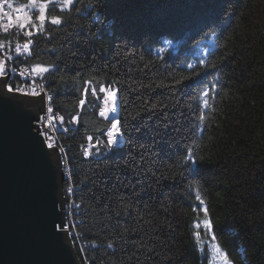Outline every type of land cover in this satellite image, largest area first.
<instances>
[{
  "label": "trees",
  "instance_id": "1",
  "mask_svg": "<svg viewBox=\"0 0 264 264\" xmlns=\"http://www.w3.org/2000/svg\"><path fill=\"white\" fill-rule=\"evenodd\" d=\"M63 15L27 63L55 65L44 80L54 111L66 127L79 115L61 139L79 189L81 263L79 251L91 264H210L193 236L196 181L234 264H264V0H75ZM86 80L119 90L125 132L88 160L87 137L106 141L110 124L90 90L79 106ZM212 84L204 108L197 97ZM189 148L196 175L182 162Z\"/></svg>",
  "mask_w": 264,
  "mask_h": 264
},
{
  "label": "water",
  "instance_id": "2",
  "mask_svg": "<svg viewBox=\"0 0 264 264\" xmlns=\"http://www.w3.org/2000/svg\"><path fill=\"white\" fill-rule=\"evenodd\" d=\"M9 75L0 77V264H81L68 231L54 227L66 223L64 176L41 135L44 93L8 92Z\"/></svg>",
  "mask_w": 264,
  "mask_h": 264
},
{
  "label": "snow or ice",
  "instance_id": "3",
  "mask_svg": "<svg viewBox=\"0 0 264 264\" xmlns=\"http://www.w3.org/2000/svg\"><path fill=\"white\" fill-rule=\"evenodd\" d=\"M74 0H29V4L27 7H14V5L10 2V0H0V11H3L6 6L8 9H12L16 12L15 20L18 22L16 27L20 30V32L28 37L25 43L22 45L17 44L16 52L17 54H32L34 41L32 37L34 35H46L49 31V26H60L64 25L66 22V18L63 15L65 12L70 11L73 6ZM57 7H59L60 14H56ZM35 16L33 17V14ZM5 16L9 17V21H12V17L8 12H4ZM0 47H3L0 44ZM164 51V49H161ZM207 54V53H206ZM11 59V57H8ZM201 65L205 64L203 59L199 60ZM210 67H215V65H211ZM188 68H193V64H188ZM56 68L55 65L46 64L44 62H38L31 66L30 75L32 76V81L30 84L21 86L17 85L15 88L12 85L7 86L8 92H20L23 95L30 96H40L44 93V87L42 84H39L38 80H45L48 78L45 74H52V70ZM6 75V62L0 60V76ZM24 75V73H21ZM187 79V77H185ZM180 81H177L179 83ZM216 88L215 84H212L211 87L205 86L202 90L199 97H197L201 102L204 108L210 107L209 105V96L210 93ZM92 97H95L97 101L102 100V106H99V116L109 121L110 126L106 128L103 132V135L106 136V144L105 147L108 149H112L119 140H121L125 136V132L121 127V121L116 118L115 113L117 112V94L118 89L113 86H107L104 84L99 85L98 89L94 85L92 80L84 81L83 95L85 98H81L79 100V106L83 108L86 104V97L89 94ZM49 102L52 101V96L47 95ZM100 94H103L101 97ZM156 106L153 105V108ZM53 108L49 105L47 108V114L45 116L39 117L38 122H44V127L49 131L41 132V135L45 137V143L49 149L54 147L55 138L52 134L56 131V126L53 123L54 121H59L60 124H63L64 117L59 115V113L53 115ZM198 121L203 123L206 119V114L204 112H200L198 117ZM78 117L72 116L69 123L77 122ZM67 131V129H65ZM89 142L87 147H83V155L85 157H89L93 154L92 149L96 148L99 150L100 141L96 140L95 144L92 143L93 137H87ZM60 152H64L63 147H59ZM183 164L186 166L185 170L189 171L191 175H196V170L192 168V165H195L198 161L192 152V149L189 148L186 152L185 157L183 158ZM189 190L194 192L195 201L198 202L199 208H194V211L198 213H202V218L197 217V220L194 222L193 227L195 231L193 232V236L195 238V244L200 251H204L205 245L207 243V247L211 253L210 264H234V260L230 258V255L225 249L221 246L220 243L217 242V234L214 231V223L212 218L210 217L209 208L205 203V199L202 195L201 188L197 185L196 181L189 183ZM73 189L71 187L68 188V192L71 193ZM69 208L76 207L79 208L78 204L74 202L68 205ZM55 229L58 231H68V227L65 224H55ZM74 229L75 225H71ZM69 235H72L71 231H68ZM78 238V234H77ZM207 238V241L206 239ZM109 247L112 245L109 244ZM205 259H208L207 254H205Z\"/></svg>",
  "mask_w": 264,
  "mask_h": 264
},
{
  "label": "built area",
  "instance_id": "4",
  "mask_svg": "<svg viewBox=\"0 0 264 264\" xmlns=\"http://www.w3.org/2000/svg\"><path fill=\"white\" fill-rule=\"evenodd\" d=\"M4 12H9L6 8V6L4 7L3 11H0V31H2V34L0 33V35L1 36L7 35V32L9 34V33H12L11 31H14L17 38H19L20 34H22V33L20 32L18 27L15 26V25H17V21L12 19V21L10 22L9 17L5 16ZM12 28H13V30H10ZM25 42H26L25 40L24 41L19 40L17 43L15 42L14 47L17 46V44L22 45ZM11 43L12 42H9L7 45L10 46L11 48H13V45ZM0 44H1V42H0ZM0 54H1L0 60H3L6 62V70H8V72H6V75L0 76V77L6 78L10 73L9 78L12 79V81H10V85H12V86H14L13 84L15 83V81H23L24 86L31 83L27 80V78L32 77L30 75V69L27 70L26 68L18 67L17 64H15L16 61L14 59L12 61H10L7 58V53L5 52L4 47H0ZM4 57H6V59H4ZM21 73H24V75H21ZM13 74L19 75L20 77L19 76H16V77L11 76ZM14 87H16V86H14ZM43 87H44V92L46 94L48 93L47 95H49L50 91L47 89V86L43 85ZM50 95H51V93H50ZM28 96H30V95H28ZM34 97H37V96H34ZM52 98H53V96H52ZM52 103H53V100L51 102H49L48 100H45V113L42 114L41 116H45L47 114V108L49 105L53 108ZM53 110H54V108H53ZM52 114L55 115V114H57V112L53 111ZM53 123L56 126V131L54 133H50V134H52L55 138L54 147H57L58 153L60 155L59 157L61 158V166H62V171H63V176H64V184L66 183V186H65L66 187L65 188V192H66L65 210H64V214H65V218H66L65 224L68 227V231L72 232V235H70V238L72 240L74 248H76L77 244L79 246H82V242H81V238H80L81 236L77 230L78 226L81 224V220L79 218L81 204L77 201V193H78L79 189L76 187V185L74 183V168L72 167V165L70 163V158L67 155L66 148L64 147L62 139L60 137L63 133L65 134V129H67V132H70L71 130H75L76 126H74V127L71 126L70 128H67L64 125V122H63V124H60V122L58 120L54 121ZM40 124H41V132L49 131L48 129H46L44 127V122H40ZM43 138L45 139L44 136H43ZM99 141H100V145L98 146L99 150L97 151L96 148H93L92 149L93 154L89 157L84 156L85 159H92V158L96 157L100 153L101 150H104L106 154H109L111 152V149H108L107 147H105V144H106L105 141H103L101 139H99ZM95 142H96V140L95 141L92 140L93 144H95ZM88 144H89V142L84 144L83 147H87ZM59 147H63L64 152H60ZM83 147H82V152H83ZM69 187H71L73 189V191L71 193L68 192ZM73 202L75 204H78L80 207L79 208H76V207L69 208L68 205L72 204ZM71 225H75V228L73 229L71 227ZM77 234H78V238H77ZM80 250H81V248H80ZM86 264H90V263L87 262Z\"/></svg>",
  "mask_w": 264,
  "mask_h": 264
},
{
  "label": "bare ground",
  "instance_id": "5",
  "mask_svg": "<svg viewBox=\"0 0 264 264\" xmlns=\"http://www.w3.org/2000/svg\"><path fill=\"white\" fill-rule=\"evenodd\" d=\"M10 2L14 5V7H17V8L24 7L26 5V3H27V5L29 4V0H10ZM7 10L9 11L8 13L10 14V16L15 20L16 12L13 11L12 9H8V8H7ZM34 16H35V13L33 14V17ZM17 24H18V22H17ZM10 30H13V28L10 29ZM11 32H13V33L12 34L11 33L8 34V32H7V35H2V36L0 35V42L3 45V47L5 48V52L7 53V58L11 57V59H9L10 61H12L14 59L16 61L15 64H17L18 67L26 68L28 70V69L31 68V66L27 63V61H28V59L30 57H32L33 50H32V54L31 55H28V54H19L18 55L17 52H16V46L14 47L15 42L17 43L19 40H22V41L25 40L26 41L28 39V37L24 36L23 34H20V37L17 38V36L14 33V31H11ZM0 33L2 34V31H0ZM42 36H44V35H42ZM40 37H41V35H34L32 37V39H33L34 42H36V40H38ZM212 40L216 41V39H212ZM212 40L208 41V43L210 45L212 44ZM9 42H12L11 44L13 45V48H11L10 46L7 45ZM0 56H1V54H0ZM4 59H6V57H4ZM6 72H8V70H6ZM11 76L16 77V76H19V75L13 74ZM27 80L29 82H31L32 81V77L31 78H27ZM10 81H12V79L8 78L7 84H6V89H7V86L10 85ZM217 82L215 84H217L219 86V82L218 83ZM38 83L48 86V83L46 81H44V80H42V81L38 80ZM13 85L14 86H17V85L24 86L23 81H15V83ZM47 89H50V88L47 87ZM12 93L22 94V93L16 92V91H13ZM61 168H62V166H61ZM65 188L66 187L64 185V204H65V195H66ZM79 254H80V257L83 258L82 262H84V264H86L87 262H89L91 264V262L87 258H85L86 255H85V253L83 251H81ZM81 264H83V263H81Z\"/></svg>",
  "mask_w": 264,
  "mask_h": 264
},
{
  "label": "rangeland",
  "instance_id": "6",
  "mask_svg": "<svg viewBox=\"0 0 264 264\" xmlns=\"http://www.w3.org/2000/svg\"><path fill=\"white\" fill-rule=\"evenodd\" d=\"M75 1V0H74ZM28 5L26 4L24 7H27ZM35 43V42H34ZM229 47V46H228ZM48 87V86H47ZM116 88V87H115ZM50 92H49V95H50V93H51V96H53V94H52V92H51V90L50 89H48ZM45 93V92H44ZM48 94V93H47ZM117 97H119L118 96V94H117ZM44 99L45 100H47V97H46V95L44 94ZM52 100H53V98H52ZM118 110H119V104L117 105V115H118ZM70 134V132H67V131H65V134L63 133L62 135H64V136H68ZM61 135V136H62ZM60 136V137H61ZM44 139V138H43ZM124 140V139H123ZM44 141H45V139H44ZM70 236V235H69ZM71 239V238H70ZM72 241V240H71ZM73 244V243H72ZM77 248H79V250H80V248H82V246H79L78 244H77ZM75 250H76V248H75ZM79 252H81V251H79Z\"/></svg>",
  "mask_w": 264,
  "mask_h": 264
}]
</instances>
